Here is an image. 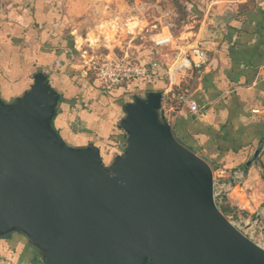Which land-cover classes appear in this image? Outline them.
Segmentation results:
<instances>
[{
	"label": "water",
	"instance_id": "1",
	"mask_svg": "<svg viewBox=\"0 0 264 264\" xmlns=\"http://www.w3.org/2000/svg\"><path fill=\"white\" fill-rule=\"evenodd\" d=\"M59 103L43 71L15 99L0 93V238L22 233L44 264H264V246L217 204L210 162L163 116L161 92L124 104L126 145L111 162L61 138Z\"/></svg>",
	"mask_w": 264,
	"mask_h": 264
},
{
	"label": "crops",
	"instance_id": "2",
	"mask_svg": "<svg viewBox=\"0 0 264 264\" xmlns=\"http://www.w3.org/2000/svg\"><path fill=\"white\" fill-rule=\"evenodd\" d=\"M122 11L121 0H0L1 96L15 99L43 71L60 97L54 126L61 138L74 146L95 144L110 162L123 151L120 143L126 145L119 125L130 101L125 93L133 98L161 92V110L170 115L175 135L214 165V175L243 170V182L228 201L254 214L264 212V0H197V31L190 44L205 47L209 57L190 82L205 110L200 117L186 107L169 110L174 102L165 72L175 60L172 44L155 46L171 47L160 58L152 49L131 53L157 73L153 79L116 86L107 95L95 76L87 81L83 67L95 57L89 50L104 44L109 49L103 55L119 51L118 40L107 41L106 29L128 25L134 31L135 21L122 23ZM219 179L221 185L227 182ZM2 250L17 263L44 264L20 232L0 238Z\"/></svg>",
	"mask_w": 264,
	"mask_h": 264
},
{
	"label": "rangeland",
	"instance_id": "3",
	"mask_svg": "<svg viewBox=\"0 0 264 264\" xmlns=\"http://www.w3.org/2000/svg\"><path fill=\"white\" fill-rule=\"evenodd\" d=\"M121 2L123 8L122 23L130 20L132 22L135 21L132 25V29H134L135 32L130 31L128 25L124 29L119 28L120 30L116 29L115 31L106 29V34L110 35L106 36L107 41L114 42L118 40L117 46L119 47L116 48H119V51H112L109 54L103 55V53L109 49L104 44L95 47V50H89V53L95 55V57H91L90 62L83 68L87 69L86 79L90 83L94 80L93 66L109 55H120V52L125 51H128L129 54H137L152 49V53L160 58L163 57L171 47H173L175 51L177 45L172 44L171 47L166 46L164 48L155 47V38L162 35H172L178 45H188L196 35L192 31H197V0H121ZM103 92L106 95L109 94V91L104 90ZM125 94L126 97L123 98H128L127 100L132 99V92H127ZM161 112L165 118H170V115H165L164 110H161ZM211 166L214 172V165L211 164ZM220 176H222L225 181H228L231 177V175H215L214 177L217 178L218 185L220 184ZM261 207L263 206H260V208ZM221 209L228 218L240 223L242 226H246L256 220L255 216L257 213L254 214V210H243L234 203H230L227 197H225Z\"/></svg>",
	"mask_w": 264,
	"mask_h": 264
},
{
	"label": "built area",
	"instance_id": "4",
	"mask_svg": "<svg viewBox=\"0 0 264 264\" xmlns=\"http://www.w3.org/2000/svg\"><path fill=\"white\" fill-rule=\"evenodd\" d=\"M169 44L177 45L173 55L175 60L165 72L169 85L167 94L171 101L174 102L169 107V110L179 111L182 107H186L191 115L195 117L203 116L205 110L195 100L190 82L197 76V73L202 71L203 66L207 63L209 59L207 49L200 44L178 45L172 35H163L154 39L155 46ZM93 70L94 76L105 91L143 79L150 80L157 76V73L148 67L147 62L138 55L129 54L128 52L122 55L113 54L103 58L93 66ZM120 146L123 150L125 142H121ZM243 179L244 172L240 169L233 171L225 185H218L217 179L214 177V197L220 208L225 201V197L228 198L230 191L236 185H241ZM257 215L259 216L256 217V220L246 226L233 222L247 232L255 241L264 246V226L260 225V216H264V212L259 211ZM0 264L22 263H17L7 258H0Z\"/></svg>",
	"mask_w": 264,
	"mask_h": 264
},
{
	"label": "trees",
	"instance_id": "5",
	"mask_svg": "<svg viewBox=\"0 0 264 264\" xmlns=\"http://www.w3.org/2000/svg\"><path fill=\"white\" fill-rule=\"evenodd\" d=\"M123 132H124V131H123ZM124 134H125V132H124ZM117 153H118V154H117L116 156H118L119 154H121L122 151H119V152H117ZM116 156H115V157H116ZM115 157H114V158H115ZM112 160H113V159H112ZM112 160H111V161H112ZM105 161H106V160H105ZM111 161H110V162H111ZM221 210H222V209H221ZM222 212H223V211H222ZM2 257H4V258L7 257V259H8L9 256H6V255H5V252H3V250H2V251H0V258H2ZM10 258H11V257H10ZM11 259H12V258H11ZM12 261H13V260H12ZM14 262H15V261H14Z\"/></svg>",
	"mask_w": 264,
	"mask_h": 264
}]
</instances>
